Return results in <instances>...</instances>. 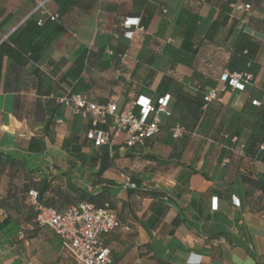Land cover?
<instances>
[{
    "label": "crops",
    "instance_id": "1",
    "mask_svg": "<svg viewBox=\"0 0 264 264\" xmlns=\"http://www.w3.org/2000/svg\"><path fill=\"white\" fill-rule=\"evenodd\" d=\"M154 1V7L143 10V0H91L68 14L65 30L51 40L36 62L29 60L17 67L0 54V152L23 159L30 168H49L57 175L55 188L66 189L65 178L57 177L68 171L83 191L108 194L122 225L129 226V230L121 227L102 235L110 248L111 264H264V198L260 202L254 199L259 192L247 196L243 181L244 175H264V160L244 154L250 137L264 138L262 115L257 105L250 103L259 99L264 82V34L256 24L264 18V0H253L248 10L231 6L244 5V0L225 6L222 13L229 16L225 26L217 31L214 42L198 46L191 63L190 52L180 54L187 62L174 59L186 31L177 20H193L191 39L196 47L227 0ZM43 11L55 14V0H0V43L7 41L27 18L45 15ZM137 16L143 30L131 27L132 38L116 34L117 29L123 30L125 17ZM232 21L233 32L229 34L227 28ZM240 30L260 41L254 58L260 69L245 90L232 89L217 79L230 55L224 43L233 41ZM113 36L125 44L124 57L114 58L109 53V38ZM164 45H168L167 51L174 50L172 55L162 50ZM143 47L153 53L155 75L148 85L137 82L146 65L137 64ZM84 48L95 53L99 62H107L108 67L85 68L75 79L66 76ZM194 69L216 80L221 97L220 102L210 104L206 122L196 134L170 139L166 117H162L160 132L144 147L126 149L120 135L108 145L115 147L113 164L100 176L95 175L96 168L73 165L74 158L62 147L70 132L82 133L87 128L81 116L63 107L62 114L53 119V138L44 135L46 100L73 87L97 103L113 101L137 114L132 104L136 94L157 101L170 92L173 84L190 95L199 89L205 93L211 85L197 83ZM163 77L164 84L159 87ZM173 104L171 96L168 108ZM59 118L61 123L56 122ZM31 137L36 140L28 149ZM171 152L174 154L169 158ZM151 155L166 161L152 160L148 157ZM5 173H0V192L3 179L8 177ZM123 173L138 182V190L124 186ZM146 191L159 195H145ZM25 202H29L27 195ZM32 229L30 223L21 225L22 231L31 233ZM50 239L38 234L30 240L18 236L16 244H9L0 234V264H50L38 255L40 251L50 252ZM56 264L72 261L62 259Z\"/></svg>",
    "mask_w": 264,
    "mask_h": 264
},
{
    "label": "trees",
    "instance_id": "2",
    "mask_svg": "<svg viewBox=\"0 0 264 264\" xmlns=\"http://www.w3.org/2000/svg\"><path fill=\"white\" fill-rule=\"evenodd\" d=\"M233 1L234 0H227L224 7ZM244 1L247 2L246 4L249 5V8L253 6V0ZM55 3L57 4V11L55 14L46 13L45 15L40 16L38 19L35 17L27 18L22 25H20L7 37V41H2L0 43V54L5 55L11 62H14L17 67L25 65V63H27L29 60L36 62L45 48L50 44L51 40H53L55 36L65 30L64 23L67 20L68 14L76 7H85L89 5L91 0H55ZM155 3L156 1L154 0H143V10H145L147 7H154ZM224 7L221 8V13H219L218 16L208 25L206 33L203 35L201 41L196 47H193L194 42L191 39L195 29L193 20H188L187 18H183V20H181L179 18L177 23L180 24L181 28L186 30L184 34L185 37L181 45V50H173L174 53L173 51H167L166 48L168 45H164L162 50L164 52L167 51L171 55L172 53L175 54L176 56L174 59L176 61L185 62H187V59L184 58L182 60L180 54L183 52H190L189 63H191L193 58L198 53V46L201 47L204 44L214 42V37L217 31L221 27L225 26L229 16L226 13H222L227 9V7ZM50 15H54L55 18L50 19ZM136 18H139V23L144 28V26L141 24L142 21L140 17L137 16ZM256 24L264 34V18L257 20ZM233 27L234 22L232 21L227 28L228 33L233 32ZM125 31L126 30H124V28L123 30L117 29L116 34L124 35ZM224 44L227 46L230 55L225 67L222 68L221 72L223 70H227L230 73L250 72L253 77L258 73L260 67L254 62V58L259 48V40L246 31L240 30L233 41H225ZM109 47L111 50V56H114V58L115 56L124 57L126 46L120 42L117 37L113 36L109 38ZM152 62L153 53L143 47L137 55V64L142 63L146 65L143 75L137 77L138 83L141 82L145 85L150 84L151 79L155 75V70L152 68ZM108 65L109 64L107 62H99L95 53L88 50L87 48H84L78 53L75 60L72 62V65L69 71H67L66 76H72L73 79L79 78L82 70L85 68L97 67L99 69H105L108 67ZM35 71L36 69L34 72ZM221 72L217 78L219 81H221ZM193 77L201 86L210 84L211 87H217L215 84L216 80L204 77L201 73L197 72L196 69L193 70ZM164 81L165 80L163 77L160 81L159 87L160 85L162 87ZM222 82L225 86L230 87L228 84V79ZM169 90L170 92L165 94H169L170 98L171 96L174 97V104L171 109L168 108V114L165 116V127L169 129L170 139H179L187 134L190 135L198 133L206 122L209 106L214 101H210L205 105L203 99L204 93H202L200 89L195 94L190 95L189 93L183 91L180 85L173 84ZM72 93H81L86 95L77 88L73 87L68 92H62L58 96L46 100L48 117L45 120L43 132L44 135L51 139L53 138L54 133L53 119L62 114L64 107L62 104L57 103L56 100L65 94ZM259 93V99H251L250 103L252 104V100L258 101L257 111L261 113V120L264 121V82L260 86ZM138 95L140 94L134 95L133 98H137ZM252 105L256 106L254 104ZM136 107L138 111L139 108L138 106ZM176 124H179L183 127V132L180 136L173 137L171 130ZM161 128L162 127L160 124L159 131L152 137L146 139L143 146H135L129 149L144 147L148 140L152 139L160 132ZM85 131L86 128H84L82 133H77L75 131L70 132L68 136L64 137L62 147L70 154L72 158H74L73 165L78 164L85 167L86 169L96 168L95 175L100 176L106 168L113 164V150H115V147H108V145L95 146L92 140L86 138L84 135ZM34 140L36 139L31 137L29 140L28 149H30V145ZM247 143V146L244 148V154L251 159L264 160V150H260V145H264L263 136H252ZM124 147L128 149L125 145ZM173 154L174 152H171L169 154V158H171ZM148 157L158 162L166 161L152 155ZM23 161V159L11 157L10 155L0 152V173L6 172L5 175H8V177L3 179L2 184L4 188L0 192V209L2 210V214L0 215V234L5 237L9 244H16L18 242L19 235H22V238L26 240L34 238V236L37 234L49 237L51 236L53 239H50V252L40 251L38 253L39 259L50 264H56L60 260L64 259L68 262L72 261L73 264V260L62 248L60 237L49 227L36 225L34 222L36 215L34 205H32L30 202H25V196H28V191L33 189L37 192V202L39 204L52 207L57 211H63L69 205L75 204L81 200L93 202L97 206L108 203V205L112 207V204L108 201V194L104 192L89 194L86 191H83L76 186L74 181L71 180L68 171L60 173V175L57 177L65 178L66 189H61L59 187L55 188L53 181L57 175H53L49 168H30L26 166ZM123 175L128 176L129 182L133 184V187H131L125 185L124 183V186L126 188L133 189V191L138 190V182L136 180L132 181L128 174L123 173ZM88 176H91V173H89ZM243 181L247 185L245 194L247 196H254L255 192H259V195L255 196L254 199L260 202L264 198V175H257L255 177L244 175ZM144 194L158 196L159 192L146 191ZM116 217L120 221V227L118 228L123 227L124 229V226H127L129 230L128 225H122V222L118 218L117 214ZM24 223H30L33 225L31 233L27 230H21V225ZM109 233H104L102 235H107ZM102 235L101 239L104 244L107 245L105 240L102 238ZM35 246L40 248V244Z\"/></svg>",
    "mask_w": 264,
    "mask_h": 264
},
{
    "label": "built area",
    "instance_id": "3",
    "mask_svg": "<svg viewBox=\"0 0 264 264\" xmlns=\"http://www.w3.org/2000/svg\"><path fill=\"white\" fill-rule=\"evenodd\" d=\"M234 9H249L248 4L233 3ZM46 14V11H43ZM50 15V19H54ZM40 23V22H39ZM122 27L127 31L124 36L132 38L131 27L143 30L139 18L125 17ZM167 39L165 42H169ZM111 53V50H109ZM228 79L232 89L243 90L247 83L253 80L250 72L230 73L223 70L220 80ZM204 102L221 101L218 87H210L204 93ZM169 94H164L152 101L149 97L140 94L133 99V106H138L135 114L132 108H120L115 102L97 103L81 93L65 94L57 98V103L69 109L71 113L81 116L87 121L85 131L86 138L93 141L95 146L112 145L114 141L123 135V143L127 148L143 146L146 139L159 131L162 117L168 114ZM257 105V100H252ZM61 123L62 119H57ZM183 127L176 124L172 130V136L182 134ZM264 150V145H260ZM125 185L133 187L129 177L123 175ZM29 202L34 205L36 215L34 222L38 226L49 227L57 234L62 243V248L73 260V264H110V250L101 239V235L109 233L120 227V221L116 217L115 210L104 203L101 206L93 202L81 200L69 205L63 211L41 205L37 202V192L33 189L28 191ZM128 230L127 226H124ZM20 237L22 235H19ZM26 264H32L30 262Z\"/></svg>",
    "mask_w": 264,
    "mask_h": 264
}]
</instances>
